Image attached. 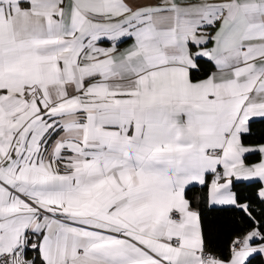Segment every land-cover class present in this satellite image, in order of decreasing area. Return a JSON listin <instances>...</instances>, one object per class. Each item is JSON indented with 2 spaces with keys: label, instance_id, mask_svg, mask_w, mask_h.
Wrapping results in <instances>:
<instances>
[{
  "label": "snow or ice",
  "instance_id": "1",
  "mask_svg": "<svg viewBox=\"0 0 264 264\" xmlns=\"http://www.w3.org/2000/svg\"><path fill=\"white\" fill-rule=\"evenodd\" d=\"M0 264H264V0H0Z\"/></svg>",
  "mask_w": 264,
  "mask_h": 264
}]
</instances>
